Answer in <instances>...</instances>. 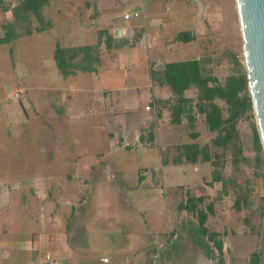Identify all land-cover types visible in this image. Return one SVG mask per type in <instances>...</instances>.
<instances>
[{"label": "rangeland", "instance_id": "rangeland-1", "mask_svg": "<svg viewBox=\"0 0 264 264\" xmlns=\"http://www.w3.org/2000/svg\"><path fill=\"white\" fill-rule=\"evenodd\" d=\"M15 2L0 0V37L4 35V25L13 19L11 12L2 9ZM141 2L121 3L106 12L105 24H97L98 18L90 7L92 0H54L43 11L47 25L44 32L0 46V264H34L27 261L35 251L36 256L39 254L36 264L45 256L46 264H67L57 254L49 255L47 250L53 248H47L45 239L50 231L64 230L74 195H89L93 189L89 177L78 172L76 164L93 163L100 153H111L113 146L158 150L157 154L149 153L156 166L174 163L179 162L183 146L194 142L209 145L214 161L218 154H224L217 166L222 179L213 180L214 166L192 165L184 158L180 160L186 165L182 169L169 167L162 173L156 167L155 188L162 189L160 193L168 197L177 184L185 187L177 191L174 202L159 197L152 218L147 219V211L143 210L158 239L153 244L156 250L146 251L148 254L134 260V264H172V259L177 263L175 252L184 254L185 248L186 264L200 263L207 253H212V258L203 264H264V164L257 167L252 130L256 119L243 120L238 126L244 159L236 168L232 149L224 151L212 146L215 134L209 133L203 116L196 114L195 129L189 127L186 118L181 125H174L164 103L160 105L151 96L160 90L159 98L174 101L170 89L156 88L150 75L167 63L206 60L209 74L220 81L236 73L235 56L242 62L244 58L236 0H150L156 6L151 17L160 16L164 21L156 27L158 32L136 25L127 38L117 37L118 27L134 25ZM105 31L113 32L118 39L111 51L103 47L99 78L61 77L54 60L57 46L96 45ZM183 32L193 34L195 40L179 42L177 37ZM186 97L195 99L196 91H188ZM158 113L162 114L159 121ZM126 129L129 142L125 140ZM152 131L158 140L151 144ZM195 132L200 135L197 140L191 137ZM140 134L146 142L137 141ZM139 154L129 153L120 160L126 157L130 165H141L144 159ZM144 173L141 169L140 174ZM190 196H204L203 207L213 205L214 213L209 214L206 226L219 235L224 244L222 254L197 231V214L179 215V205ZM106 209L109 213L115 209L120 212L118 207ZM171 229L182 240L198 235L205 246L201 247L203 255L191 251L186 244L180 245L181 249L175 244L172 248L176 251L168 249L169 241L162 240L173 234ZM108 231L111 232L104 236L111 239L114 230ZM117 236L113 237L115 248L121 242V235ZM55 250L60 252L58 247ZM99 253L110 255L112 251L102 245Z\"/></svg>", "mask_w": 264, "mask_h": 264}, {"label": "crops", "instance_id": "crops-1", "mask_svg": "<svg viewBox=\"0 0 264 264\" xmlns=\"http://www.w3.org/2000/svg\"><path fill=\"white\" fill-rule=\"evenodd\" d=\"M52 1L54 0H50L49 5L51 4ZM125 2L129 3L130 5L133 4V0H92L90 7H92V9L95 11L94 17H96V19L98 18L96 21L97 24H105V18L107 14L106 12L109 9L119 7L121 3H125ZM135 4H137V1H135ZM49 5H47L44 9H46ZM155 7L156 6L152 2H150V0H142L140 4V9L137 11L138 14L137 16H134L135 17L134 25L131 27H123V28L118 27L116 29L118 35L117 37L127 38V36H130L131 31L134 29V26L136 25H145L147 31L148 29L154 28L155 31L158 32L156 27L162 26L164 21L160 16L151 17L150 12ZM130 19L131 18H129L127 21H129ZM85 31L86 30L84 29V32ZM84 32L82 31L83 35L89 38L90 37L89 34H86ZM105 32H101L100 37H102L101 34ZM112 33L113 32H109V35H112L114 38L112 45L113 46L112 49H113L114 44L118 38L116 37V35L114 36V34ZM77 39H80V35L78 36ZM106 42L107 39L102 41L101 45L99 46L101 63L98 67L97 73H80L75 77H69V78H77L79 76H93V75L94 77L99 78L98 75L102 71V64H103V57H102L103 47L107 51L112 50L107 47ZM89 45L91 44H83V45L78 44L73 47H83ZM152 82H154L153 79ZM154 85H156L155 86L156 88L157 87L168 88L167 86H163V87L160 86L157 82L156 83L154 82ZM103 87L105 86L103 85ZM160 93H161L160 90L157 91L155 90V93L153 95L151 94V96L152 97L154 96L156 102H159L160 105L161 103H164L163 105H165L166 104V101H164L165 98H159L162 97ZM157 99L160 100L157 101ZM156 102L154 103V105H156ZM161 116L162 114L158 113L156 116V120L157 121L161 120L160 119ZM163 116L166 118L167 112L163 113ZM169 120L171 121V114ZM157 130L159 131V125L157 127ZM127 134L128 132L126 129L125 140L129 142L130 135L127 136ZM141 136L143 135L140 134L138 136L137 141L141 142ZM156 140H158V135H156ZM138 151L140 153L139 157L144 159L143 160L144 162L141 165L139 164V162H134L133 165H130L128 162V158L126 157L125 160H120L123 159L126 154L135 153ZM150 152H153L154 154L159 153L158 150L152 151L151 149L145 150L141 148L135 150L132 149L131 146H126V148L122 149L121 146L120 147L113 146V151L111 153H107V152L100 153L99 156H97L96 158L97 160L93 161V163L87 162L85 163L84 166H81L80 164H76L78 168V172H82L87 177H89L88 181L89 184L93 187V189L89 191L90 192L89 195L84 193L82 194L78 193L79 195L76 193L74 195L73 197L74 200H72L73 205H71L72 209L68 214L67 225L65 226L63 231L56 230L54 232L50 231V233H48L49 236L45 239L46 245L47 248H53L52 251L47 250L48 253H50L49 254L50 256L51 254L52 255L57 254V256H60L62 258V263L67 262V264H120L121 262H124L125 264H134V260H137L141 256H145V254H148L150 252L149 250L153 252L156 250L155 247H153V244L158 239V236L155 230L151 229L150 222L147 221V219L152 218L151 217L152 210L155 211L157 209V207L155 206L156 204L155 202L159 197H163L164 201L167 200L168 202L167 198H169L172 199V202H174V200L176 199L175 197L178 194L177 191H180V189H182V187H185V185H183L182 183L177 184L175 191L172 192V196L167 197L165 192L160 193L162 189L157 190L155 188L156 181H154L155 175L153 174V171L155 172L156 167L161 168V172H162L169 167L182 169L186 165L185 163L179 161L174 163L170 162L166 164L162 163L156 166L157 162L154 160V157L152 158V160H150L151 159V155H149ZM141 169L145 170V173L142 175L140 174ZM163 178L165 179V176ZM201 197L204 196H200L197 198H201ZM190 198L194 199L195 197L190 196L186 202L181 203L179 205L178 207V210L180 211L179 215L186 214L187 212L191 213L187 209ZM106 200H112V202L115 204H109ZM107 207L108 208L118 207L120 208V212L117 209H115L113 213H109L108 210L106 209ZM200 208H203V206H201ZM145 209L148 215L147 219L144 217L143 214V210ZM173 212L175 213L173 217L176 218L177 212L175 210ZM100 223H103L105 225L104 228L100 227L99 225ZM172 226L173 225H171L170 227ZM182 226L183 228L185 227L184 225ZM108 229L114 230L112 235H110L112 236L111 239L106 235H105L106 237L104 236V234H106L105 232H111L108 231ZM171 231L173 234L170 235L168 238L162 240V242L164 243L169 241V245L167 247L170 250H175L174 248H172L174 247L175 244H176V248L178 249H181L180 245L186 244L187 245L186 247H190L191 251L196 250L201 253L202 250L201 247L203 248L205 247L202 241L198 239L199 238L198 235L192 237L190 235V238L188 240H182L180 239V234H178L176 230L171 229ZM197 231L200 232V225ZM189 233L187 232L188 235ZM117 234L121 235V242H120V246L115 248L114 245L115 242L113 237L114 235L117 236ZM200 234L204 237V235L201 232ZM172 237L174 239L171 242ZM106 238L108 240H106ZM189 240L190 242L187 243V241ZM102 245L109 246L110 250L112 251V254L100 255L99 250H101ZM56 247L59 248L60 252L55 250ZM208 248L211 249V247ZM184 251L185 253H187V248H185ZM36 253H37L36 251L31 253L33 254V257H30V261L28 258L27 263L30 262L36 264V260L38 259V255H39L38 254L36 256ZM185 253L183 254L180 251H176L175 256L177 257L176 258L177 263H174L173 259L171 263L186 264L183 263V260L186 261V258H188ZM201 254L203 255V253ZM45 257H41L39 259V264L42 263L46 264L43 262ZM155 257H156V253H155ZM204 257H206L205 258L206 260L207 259L209 260L212 258V253L210 255L208 253L207 255L204 254ZM105 259H107L108 262H105ZM112 259H116V260L113 261ZM31 260L33 262H31ZM204 260L198 264H203Z\"/></svg>", "mask_w": 264, "mask_h": 264}, {"label": "trees", "instance_id": "trees-1", "mask_svg": "<svg viewBox=\"0 0 264 264\" xmlns=\"http://www.w3.org/2000/svg\"><path fill=\"white\" fill-rule=\"evenodd\" d=\"M49 2L50 0H16L15 4L3 7L2 11L11 12L13 19L4 25V35L0 37V46L11 44L23 36L44 32L47 25L43 9L49 5ZM34 21L38 23V27L34 26ZM103 34L107 39V47L112 49L113 36L108 32ZM103 34H101L102 37H99L97 45L70 48L57 46L54 59L62 77L69 78L80 73L98 72L101 63L99 46L104 41ZM177 40L189 43L195 40V36L189 32H183L178 35ZM207 62L206 60H193L183 63H168L162 71H152L150 75L153 81L160 86H167L174 96V101L166 102L164 107L171 113V123L179 126L186 118L189 127L195 129L196 114L203 116L209 133L215 134L212 146L224 151L232 149V162L236 168H239L244 157L238 126L243 120L255 119L244 58L242 62L237 55L235 56L236 73L231 74L224 81L209 74ZM190 90L196 91L195 99L186 97V93ZM252 125L254 149L257 167H259L264 164L262 155L264 149L257 126L256 124ZM199 136L198 132L191 134L193 140H197ZM155 140L156 134L152 131L149 142L152 144ZM144 142L146 139L141 136V143ZM223 156L224 154H218L217 161H214L209 145L201 146L198 142H194L183 146L178 161L184 158L192 165L203 163V165L214 166L213 180L219 182L222 177L217 166ZM204 202V197L190 198L187 209L198 215L200 232L213 242L216 251L222 254L223 242L218 234L211 232L206 226L209 214L214 213L213 205L209 204L200 208ZM239 209H241L240 205Z\"/></svg>", "mask_w": 264, "mask_h": 264}, {"label": "water", "instance_id": "water-1", "mask_svg": "<svg viewBox=\"0 0 264 264\" xmlns=\"http://www.w3.org/2000/svg\"><path fill=\"white\" fill-rule=\"evenodd\" d=\"M244 63L257 130L264 149V0H236Z\"/></svg>", "mask_w": 264, "mask_h": 264}, {"label": "built area", "instance_id": "built-area-1", "mask_svg": "<svg viewBox=\"0 0 264 264\" xmlns=\"http://www.w3.org/2000/svg\"><path fill=\"white\" fill-rule=\"evenodd\" d=\"M136 16H137V15H136ZM125 18L128 20L130 17H129V15H126ZM105 262H108V260L105 259Z\"/></svg>", "mask_w": 264, "mask_h": 264}]
</instances>
